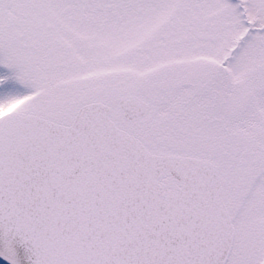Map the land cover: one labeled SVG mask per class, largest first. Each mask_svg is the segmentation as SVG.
<instances>
[{"label": "snow or ice", "instance_id": "obj_1", "mask_svg": "<svg viewBox=\"0 0 264 264\" xmlns=\"http://www.w3.org/2000/svg\"><path fill=\"white\" fill-rule=\"evenodd\" d=\"M0 264H264V0H0Z\"/></svg>", "mask_w": 264, "mask_h": 264}]
</instances>
